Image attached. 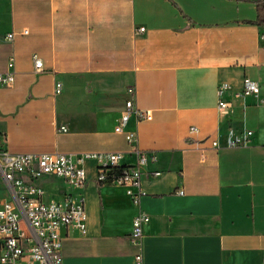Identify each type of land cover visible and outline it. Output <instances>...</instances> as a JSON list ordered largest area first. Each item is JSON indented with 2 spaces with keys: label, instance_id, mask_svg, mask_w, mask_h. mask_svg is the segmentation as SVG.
Wrapping results in <instances>:
<instances>
[{
  "label": "crops",
  "instance_id": "crops-1",
  "mask_svg": "<svg viewBox=\"0 0 264 264\" xmlns=\"http://www.w3.org/2000/svg\"><path fill=\"white\" fill-rule=\"evenodd\" d=\"M257 19L256 4L238 0H0V73L11 60L15 70L0 88V150L123 152L132 167L137 156L115 131L130 89L153 115L124 129L157 157L141 167L139 204L99 184L93 160L84 187L39 181L46 202L82 200L88 215L85 234L62 229V264H133L139 212L144 264H264V106L243 95L246 77L264 85ZM246 129L248 146H226L230 130ZM0 199L12 200L1 174Z\"/></svg>",
  "mask_w": 264,
  "mask_h": 264
},
{
  "label": "built area",
  "instance_id": "built-area-1",
  "mask_svg": "<svg viewBox=\"0 0 264 264\" xmlns=\"http://www.w3.org/2000/svg\"><path fill=\"white\" fill-rule=\"evenodd\" d=\"M144 31V29H141ZM27 34L28 31L23 32ZM14 33L8 35L9 41H14ZM35 69L41 71L42 61L34 56ZM10 71L0 73V88L12 86L15 83L14 62L11 60ZM56 93H61V84L56 85ZM223 89H219V95ZM132 98L126 103V110L117 125V133L126 134L131 151L137 156V163L125 168L121 174L123 152L87 153L82 155L64 153L17 154L0 150V174L10 189L11 201L0 199V264H62L63 228H75L82 234L87 231L88 215L82 200L66 198L60 202H46L44 188L39 181L47 178L60 179L70 186L84 187L87 182L84 164L87 160L97 163V181L101 185H117L127 189L133 203L139 204L143 195L140 184L141 167L147 163H155L154 154L138 149L137 137L125 132V127L131 117L137 121L152 120L150 111L138 109L135 104V90L130 89ZM243 95L251 97L257 105L264 106V85L246 77L243 82ZM220 109L227 111L230 107L223 100ZM193 133H198L197 127H192ZM254 131L246 129L241 133L230 130L226 136L228 148L244 147L251 143ZM212 146L219 148L218 142ZM155 173V177L160 176ZM182 193V192H181ZM148 216L139 212L132 223L131 243L138 248L133 264H144L143 225Z\"/></svg>",
  "mask_w": 264,
  "mask_h": 264
},
{
  "label": "trees",
  "instance_id": "trees-1",
  "mask_svg": "<svg viewBox=\"0 0 264 264\" xmlns=\"http://www.w3.org/2000/svg\"><path fill=\"white\" fill-rule=\"evenodd\" d=\"M238 1H245V2L255 3L256 6H257V9H258V19H257L256 23H258L260 25H264V0H238ZM125 168H127V167L125 166V167H122L121 169H118L116 171V173L121 174V172Z\"/></svg>",
  "mask_w": 264,
  "mask_h": 264
},
{
  "label": "rangeland",
  "instance_id": "rangeland-1",
  "mask_svg": "<svg viewBox=\"0 0 264 264\" xmlns=\"http://www.w3.org/2000/svg\"><path fill=\"white\" fill-rule=\"evenodd\" d=\"M47 197H48V195H45V197H44V198L46 199Z\"/></svg>",
  "mask_w": 264,
  "mask_h": 264
}]
</instances>
